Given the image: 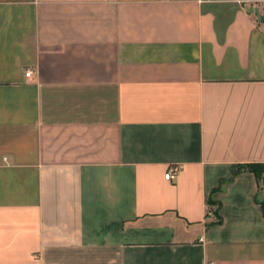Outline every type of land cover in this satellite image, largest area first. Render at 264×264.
Wrapping results in <instances>:
<instances>
[{"label": "crops", "instance_id": "obj_1", "mask_svg": "<svg viewBox=\"0 0 264 264\" xmlns=\"http://www.w3.org/2000/svg\"><path fill=\"white\" fill-rule=\"evenodd\" d=\"M252 7L0 0V264H264Z\"/></svg>", "mask_w": 264, "mask_h": 264}, {"label": "built area", "instance_id": "obj_2", "mask_svg": "<svg viewBox=\"0 0 264 264\" xmlns=\"http://www.w3.org/2000/svg\"><path fill=\"white\" fill-rule=\"evenodd\" d=\"M242 1L245 3L248 0H242ZM30 74H31V71H27L26 75L29 76ZM262 165H263V169H262V172L258 178H259V191L261 192L262 197H263V201H264V163H262ZM180 169H181V165H178V164L171 165L168 168V170L165 174V177L167 179H173L178 174Z\"/></svg>", "mask_w": 264, "mask_h": 264}, {"label": "trees", "instance_id": "obj_3", "mask_svg": "<svg viewBox=\"0 0 264 264\" xmlns=\"http://www.w3.org/2000/svg\"><path fill=\"white\" fill-rule=\"evenodd\" d=\"M247 168H249L250 170L254 171L258 177L260 176L261 172H262V169H263V165H259V164H251V165H248V166H245ZM209 203L212 204V201L209 200Z\"/></svg>", "mask_w": 264, "mask_h": 264}, {"label": "water", "instance_id": "obj_4", "mask_svg": "<svg viewBox=\"0 0 264 264\" xmlns=\"http://www.w3.org/2000/svg\"><path fill=\"white\" fill-rule=\"evenodd\" d=\"M249 11L255 13L260 20L264 19V15L260 12L259 8L252 7L249 9Z\"/></svg>", "mask_w": 264, "mask_h": 264}]
</instances>
